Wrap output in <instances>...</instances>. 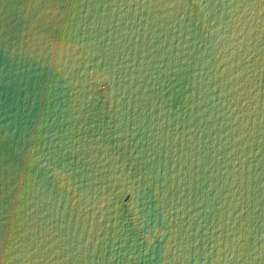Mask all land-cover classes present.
<instances>
[{
    "label": "water",
    "instance_id": "1",
    "mask_svg": "<svg viewBox=\"0 0 264 264\" xmlns=\"http://www.w3.org/2000/svg\"><path fill=\"white\" fill-rule=\"evenodd\" d=\"M0 264H264V0H0Z\"/></svg>",
    "mask_w": 264,
    "mask_h": 264
}]
</instances>
